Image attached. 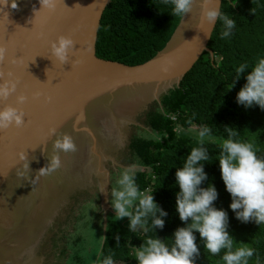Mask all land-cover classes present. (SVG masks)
<instances>
[{
  "label": "water",
  "instance_id": "obj_1",
  "mask_svg": "<svg viewBox=\"0 0 264 264\" xmlns=\"http://www.w3.org/2000/svg\"><path fill=\"white\" fill-rule=\"evenodd\" d=\"M109 2L56 0L49 10L39 0H16V8L0 9V81L16 83L0 107L11 104L25 114L23 125L0 130V264H68L71 234L83 235L81 248L96 240L101 224L104 235L114 212L110 170L133 164L129 142L138 126L152 131L148 109L154 102L163 108L162 95L204 51L213 55L208 42L217 21L210 25L203 8L221 9L222 0H194L164 47L145 62L99 57L97 34ZM59 35L75 42L63 64L50 54ZM18 95L26 97L23 103ZM50 129L71 135L76 151L59 152L61 166L40 175L53 154ZM22 151L30 170L18 174Z\"/></svg>",
  "mask_w": 264,
  "mask_h": 264
},
{
  "label": "trees",
  "instance_id": "obj_2",
  "mask_svg": "<svg viewBox=\"0 0 264 264\" xmlns=\"http://www.w3.org/2000/svg\"><path fill=\"white\" fill-rule=\"evenodd\" d=\"M220 11L236 22L231 35L220 38L222 25L217 20L208 42L213 55L204 51L179 85L162 95L163 108L154 102L145 114V123L161 134V141L134 134L129 142L132 162L147 168L136 170L139 189L153 191L154 200L167 213L163 228L150 229L147 233L137 229L133 233L128 229L127 217L116 220L114 212H108L104 235L101 224L96 240L88 248L78 245L83 235L71 234L68 246L72 254L68 264H95L97 253L101 257L111 254L114 264H136L132 247L140 246L147 237L157 235L166 244L171 243L173 231L183 226L175 211V193L179 189L174 173L188 151L197 146L195 136L185 131L190 118L196 128L207 125L213 134L204 144L209 152V159L204 162L208 179L201 186L214 184L218 195L213 204L227 212V230L234 244L245 242L255 248L264 264V224L241 222L235 217L228 207L231 197L221 179L217 160L219 143L227 137L224 125L236 131L234 138L251 143L257 149V156L264 158V110L257 105L245 108L235 101L237 91L245 83L244 73L229 89L236 66L242 62L251 66L257 57L264 56V0H222ZM179 19L171 14V4L163 0H110L100 19L96 53L101 58L127 64L145 62L164 47ZM248 71L250 69L245 73ZM165 112L170 116L164 115ZM164 133H167L166 138ZM196 235L200 255L195 264H223L220 260L223 250L211 255L203 247L198 233ZM249 264H255V254Z\"/></svg>",
  "mask_w": 264,
  "mask_h": 264
},
{
  "label": "clouds",
  "instance_id": "obj_3",
  "mask_svg": "<svg viewBox=\"0 0 264 264\" xmlns=\"http://www.w3.org/2000/svg\"><path fill=\"white\" fill-rule=\"evenodd\" d=\"M39 2L41 7L49 10L54 9L56 5V0H39ZM163 2L171 4L172 15L184 17L186 13H190L194 0H163ZM5 5L10 8L17 7L16 0H0V9ZM203 17L210 25L217 20L221 22L222 30L219 33L221 39L231 35L236 23L230 15L221 12L217 7H204ZM74 44L71 36H57L50 42L51 57L63 64L69 59ZM4 54L5 50L0 47V60L4 59ZM246 69L250 71L245 73ZM234 72L235 77L229 89L240 79L242 73L245 79V83L236 93V103L245 108L257 105L264 110V56L257 57L251 66L247 62L240 63L234 68ZM15 89V81L9 79L0 81V101L7 99ZM25 99L24 95L16 97L18 103H23ZM164 115L170 116L167 112ZM24 117L25 114L21 109L5 104L0 107V130L12 125H23ZM187 123L189 127L185 131L195 136L197 146L188 151L182 165L176 167L174 173V182L179 189L175 193V211L183 226H178L173 231L170 244H166L156 235L147 237L138 247L133 246L131 254L136 264H195L196 258L200 255L196 233L200 241H203V247L211 255L215 256L223 250L220 255L223 264H249V259L253 258L254 254L255 264H261V258L255 248L245 242L234 244V238L227 230V212L213 204L218 195L214 184L209 182L207 186H201L208 179V174L204 171V162L208 161L209 152L204 144L206 140L213 138L211 128L203 124L196 128L191 123V118ZM49 131L55 136L52 141L53 154L47 156L45 166L38 169L40 175L52 173L61 166L59 152L76 151V144L71 135L57 134L55 129ZM224 131L227 137L219 143L217 160L221 179L231 197L228 207L241 222L252 221L257 225L264 224V158L257 156V149L251 143L234 138L237 133L232 127L224 125ZM137 134L141 138L157 142L162 138L161 134L154 130L149 131L146 128L139 130V126ZM163 136L166 138L167 133ZM18 156L21 164L17 172L23 174L24 171L30 170V159L24 151L18 153ZM137 167L138 165L133 163L119 170L110 189L108 203L114 210L113 217L116 220L128 218L130 232H137L139 227L140 231L147 233L150 229L163 228L165 223L163 218L167 213L154 200L153 191L139 189L136 183ZM103 191L101 186L99 192ZM116 239L119 241L118 236ZM95 264H114V261L111 254L101 257L97 253Z\"/></svg>",
  "mask_w": 264,
  "mask_h": 264
},
{
  "label": "flooded vegetation",
  "instance_id": "obj_4",
  "mask_svg": "<svg viewBox=\"0 0 264 264\" xmlns=\"http://www.w3.org/2000/svg\"><path fill=\"white\" fill-rule=\"evenodd\" d=\"M118 168H122V167H118ZM117 168V171L115 172V170H110V178L111 181L114 182L115 177L118 175L119 173V169ZM118 172V173H117ZM112 176V177H111Z\"/></svg>",
  "mask_w": 264,
  "mask_h": 264
},
{
  "label": "rangeland",
  "instance_id": "obj_5",
  "mask_svg": "<svg viewBox=\"0 0 264 264\" xmlns=\"http://www.w3.org/2000/svg\"><path fill=\"white\" fill-rule=\"evenodd\" d=\"M141 169H147V168H144V167H140ZM138 229V228H137Z\"/></svg>",
  "mask_w": 264,
  "mask_h": 264
}]
</instances>
